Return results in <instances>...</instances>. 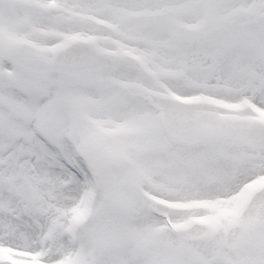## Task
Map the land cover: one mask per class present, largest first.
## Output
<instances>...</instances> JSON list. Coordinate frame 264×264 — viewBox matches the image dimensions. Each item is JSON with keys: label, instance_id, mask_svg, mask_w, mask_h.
Segmentation results:
<instances>
[{"label": "snow or ice", "instance_id": "snow-or-ice-1", "mask_svg": "<svg viewBox=\"0 0 264 264\" xmlns=\"http://www.w3.org/2000/svg\"><path fill=\"white\" fill-rule=\"evenodd\" d=\"M0 264H264V0H0Z\"/></svg>", "mask_w": 264, "mask_h": 264}]
</instances>
